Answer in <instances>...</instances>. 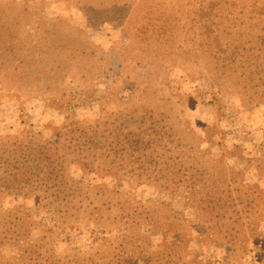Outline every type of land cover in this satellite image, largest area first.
Segmentation results:
<instances>
[{"label": "rangeland", "instance_id": "374dc122", "mask_svg": "<svg viewBox=\"0 0 264 264\" xmlns=\"http://www.w3.org/2000/svg\"><path fill=\"white\" fill-rule=\"evenodd\" d=\"M210 1L0 0V264H106L114 238L133 237L151 253L174 226L178 264H197V255L257 264L264 67L225 72L224 57L210 53L264 44L257 34L249 42L254 0L222 1L218 12ZM229 12L236 20L219 25L213 42L206 19ZM78 139L92 147L62 149ZM17 143L60 144L67 176L83 193L98 187L90 191L98 220L81 216L71 229L59 213L70 214L66 205L16 191ZM120 206L138 215L135 227L111 224Z\"/></svg>", "mask_w": 264, "mask_h": 264}, {"label": "trees", "instance_id": "16d2710c", "mask_svg": "<svg viewBox=\"0 0 264 264\" xmlns=\"http://www.w3.org/2000/svg\"><path fill=\"white\" fill-rule=\"evenodd\" d=\"M222 1L227 0H211L210 3L212 5H210V9L216 10L218 12L217 6H221L223 3ZM253 3V6L255 7L254 10L253 6L251 8L252 15L254 16H251L252 20H250V28L252 33L249 38V42L252 43L255 34H257L254 40L259 44H264V29H260V26L263 24L259 23V15H264V0H254ZM233 15V12H229L226 15H214L213 17H210L209 15V17L206 19V22H208V25L205 26L206 28H217L213 31V42H219L217 31L218 26L220 25L221 27L223 25L224 27H228L233 23L234 19L236 20ZM239 18H242V15L241 17L239 16ZM246 23L249 24V22H242L240 25H245ZM237 40L240 41V37ZM258 47H262V45ZM254 50L243 49V51L230 52V50L228 51L219 48L216 52L214 51L213 53H210V55L211 59H214L215 56L224 57L222 68L225 72H236V69L238 68L242 69V73L244 74L247 72H251V74H253L254 72V74L259 75V70H263L264 66L259 64V61L255 58V60L251 59V57H254L256 54V56L258 55V59L259 56L264 54V48H260L256 52H254ZM244 65H248L250 71H248L247 66ZM258 77H260V79H257L258 81L263 79L262 76ZM74 144L75 145L71 147V142L68 140L65 145H62V149L74 148L75 152H77L78 150L83 151L84 149H90L92 147V145L88 143L81 144L79 139ZM59 145L51 146L49 144H41L33 148H25L18 143L13 145L12 150L18 154V163L14 166L16 171L14 172L13 182L15 185L13 188L18 192L23 190L30 191L35 194L34 196L41 199V201L49 200L51 204H55L58 207L61 204L66 205V210H70V214L66 216V214L62 213L61 211H59V213L64 218H70V221L71 219L73 220L72 223L69 224L71 229L76 226L73 225L76 224V221L79 220L81 216L84 217L80 220L81 222H83L84 219H87L91 222H96L98 218H94L93 211L95 209L99 211V209L92 207L93 201L90 197V191L92 192L98 187L92 188V186H88V188H86L85 192L83 193L81 184L67 176L64 167V156L60 153L62 150L59 148ZM159 180H161V182L164 184L176 185H178V182L180 181L174 180V178L171 177H163ZM96 195H99V193ZM107 196L108 197H106L105 200L110 201L106 203V206H108L107 209L110 210L112 208L111 200L113 197L112 195ZM115 205L119 206L121 203L118 202ZM81 208L83 210H80ZM138 218L139 217L135 212L126 211L122 206H120L111 224L116 223L120 225L119 228L127 229L129 227H135L138 223ZM169 218H167V221ZM172 218H174V216H172ZM99 220L101 219L99 218ZM178 221L179 220L175 218V222L178 223ZM171 224H173V222ZM174 229L172 231H163V234L159 239V244L156 246V251L151 253H148V251H146L143 246L139 245L133 237L122 236L114 238L116 242L115 244L113 243L114 247L112 248L111 255L108 257L109 261H107L106 264H178L182 259L177 254L175 247L178 243H181V240L179 239L180 236H182V233ZM170 235H173V237L169 238ZM199 235H203L202 231H200ZM106 238L107 237H103V239H101V243L104 242V244H108L109 242H106L108 241ZM193 240L194 239H192V237H189L187 244L189 245ZM104 244H100L98 248L103 247ZM96 260L98 263L104 262L102 261L103 258H96ZM193 262L197 264H209V262L206 261L202 255H197L195 258H193ZM256 262L257 264H264V252L260 254V257ZM79 264L86 263L81 262ZM186 264H190V262Z\"/></svg>", "mask_w": 264, "mask_h": 264}]
</instances>
